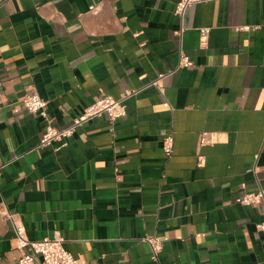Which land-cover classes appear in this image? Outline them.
I'll return each mask as SVG.
<instances>
[{"label": "crops", "instance_id": "crops-1", "mask_svg": "<svg viewBox=\"0 0 264 264\" xmlns=\"http://www.w3.org/2000/svg\"><path fill=\"white\" fill-rule=\"evenodd\" d=\"M177 1L0 0V264L9 214L83 264H264V203L239 202L264 188V0ZM33 91L60 127L132 93L55 149Z\"/></svg>", "mask_w": 264, "mask_h": 264}, {"label": "built area", "instance_id": "built-area-1", "mask_svg": "<svg viewBox=\"0 0 264 264\" xmlns=\"http://www.w3.org/2000/svg\"><path fill=\"white\" fill-rule=\"evenodd\" d=\"M206 1L208 0H178L176 13L183 16L189 6ZM201 30L204 36L209 32L208 28H203ZM182 31L181 29L180 32ZM188 64L189 57L182 53L179 66H187ZM154 83L158 84L159 80ZM131 93V91H127L121 98H114L111 95L103 94L75 117L71 124L63 127L53 123L47 112V100L37 91H33L26 95L22 100V105L28 111L41 114L45 119V130L40 140V146L49 147L58 143L55 149H61L67 146L69 138L79 127L96 116L107 113L112 120L123 117L127 113L125 100ZM204 140H206L205 137ZM174 143L175 139L172 134L165 136L163 149L167 155L173 153ZM239 202L242 205L264 203V188L246 192L239 199ZM9 216L15 228L16 246L19 251V264H83L80 259L76 258L72 252L65 247V240L62 237L55 236L54 238H45L43 240H31L23 222L13 214H9ZM257 227L260 230H264V221L257 224ZM144 239L151 244L154 253H158L163 247L161 240H158L154 235H148Z\"/></svg>", "mask_w": 264, "mask_h": 264}]
</instances>
